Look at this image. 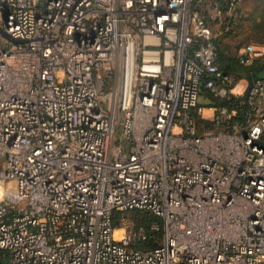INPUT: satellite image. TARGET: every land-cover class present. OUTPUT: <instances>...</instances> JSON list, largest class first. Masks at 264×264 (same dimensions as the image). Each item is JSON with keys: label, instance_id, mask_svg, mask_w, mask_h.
<instances>
[{"label": "built area", "instance_id": "obj_1", "mask_svg": "<svg viewBox=\"0 0 264 264\" xmlns=\"http://www.w3.org/2000/svg\"><path fill=\"white\" fill-rule=\"evenodd\" d=\"M207 9L0 0V264H264V78L204 117L201 86L236 82ZM134 208L160 217L157 246L115 236Z\"/></svg>", "mask_w": 264, "mask_h": 264}, {"label": "crops", "instance_id": "obj_2", "mask_svg": "<svg viewBox=\"0 0 264 264\" xmlns=\"http://www.w3.org/2000/svg\"><path fill=\"white\" fill-rule=\"evenodd\" d=\"M229 0H205L208 5L206 21L211 29L212 38L218 48L217 60L221 67L228 71L232 65L241 63L247 66H257L264 62V0H241L236 6L237 22L232 30L228 29L230 15L226 3ZM251 44L254 51L247 62L241 61L244 47ZM258 68V67H257ZM255 68V69H257ZM259 76L264 77V70L258 69ZM246 71L237 72L236 82L232 86V93L243 94L249 79ZM202 98V97H201ZM199 104L202 114L210 119L214 114V104L207 98H202Z\"/></svg>", "mask_w": 264, "mask_h": 264}, {"label": "trees", "instance_id": "obj_3", "mask_svg": "<svg viewBox=\"0 0 264 264\" xmlns=\"http://www.w3.org/2000/svg\"><path fill=\"white\" fill-rule=\"evenodd\" d=\"M228 2L226 3V7L228 5ZM204 3L206 4L205 0H204ZM212 41L214 43L216 51H218V48L216 46V42H215L214 38H212ZM217 63H218V60H217ZM218 66L224 73L231 75L233 77V79H236L238 71H240V72L246 71V75L249 78H250V76L252 77L251 79H249V81H251L253 78L260 77L259 76L260 74L258 72L259 68L264 70V62L257 65V66H247V65H243L241 63H237V64L232 65L233 71H228L227 69H225V67L224 68L221 67L219 63H218ZM255 68H257V69H255ZM261 78H264V77H261ZM203 94L207 95L206 97H209L210 103L214 104L215 106L229 104L230 102L236 103L242 97V95H236L235 96L233 94H230L229 97H215V96L211 95V93L205 87L201 86L200 91H199V96L203 95ZM262 141H264V134H262ZM125 211H131L132 214H138V215L140 214L141 215V216H138L136 218V220L139 224H143L144 231L146 233V238L141 239L137 245L140 247H144V248H152V247L157 246L159 243V238L161 236V230L160 229L154 230V229L150 228V224L152 222H156L158 225H160V223H161L160 217H158L157 215L151 213L148 210H144V209L134 208V209L124 210V212ZM121 213H123V211H115L114 212V214H113L114 225H115V222L117 221L118 217L121 215Z\"/></svg>", "mask_w": 264, "mask_h": 264}, {"label": "rangeland", "instance_id": "obj_4", "mask_svg": "<svg viewBox=\"0 0 264 264\" xmlns=\"http://www.w3.org/2000/svg\"><path fill=\"white\" fill-rule=\"evenodd\" d=\"M207 95H200V100L202 98H205ZM202 97V98H201ZM209 99V97H206ZM201 128H207L209 127L208 123L206 122H201L200 124ZM264 134V132H263ZM138 216H141L140 214H132L131 211H123L121 215L118 217L117 221L115 222L116 228L121 230V233H123L124 229L125 230H133L136 229L138 226H143V224H139L136 220ZM144 227V226H143ZM115 232V231H114Z\"/></svg>", "mask_w": 264, "mask_h": 264}, {"label": "bare ground", "instance_id": "obj_5", "mask_svg": "<svg viewBox=\"0 0 264 264\" xmlns=\"http://www.w3.org/2000/svg\"><path fill=\"white\" fill-rule=\"evenodd\" d=\"M120 235H121V230L117 228L115 230V236L119 237Z\"/></svg>", "mask_w": 264, "mask_h": 264}, {"label": "water", "instance_id": "obj_6", "mask_svg": "<svg viewBox=\"0 0 264 264\" xmlns=\"http://www.w3.org/2000/svg\"><path fill=\"white\" fill-rule=\"evenodd\" d=\"M0 32H2L4 35H6L2 30H0Z\"/></svg>", "mask_w": 264, "mask_h": 264}]
</instances>
